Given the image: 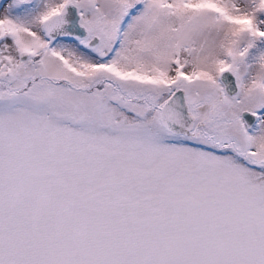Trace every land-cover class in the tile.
<instances>
[{"label": "snow or ice", "instance_id": "obj_1", "mask_svg": "<svg viewBox=\"0 0 264 264\" xmlns=\"http://www.w3.org/2000/svg\"><path fill=\"white\" fill-rule=\"evenodd\" d=\"M0 264H264V0H0Z\"/></svg>", "mask_w": 264, "mask_h": 264}]
</instances>
